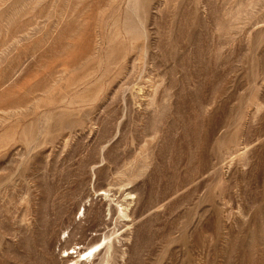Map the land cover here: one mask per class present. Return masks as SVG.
Listing matches in <instances>:
<instances>
[{"label": "rangeland", "instance_id": "374dc122", "mask_svg": "<svg viewBox=\"0 0 264 264\" xmlns=\"http://www.w3.org/2000/svg\"><path fill=\"white\" fill-rule=\"evenodd\" d=\"M67 254L264 264V0H0V264Z\"/></svg>", "mask_w": 264, "mask_h": 264}, {"label": "bare ground", "instance_id": "6f19581e", "mask_svg": "<svg viewBox=\"0 0 264 264\" xmlns=\"http://www.w3.org/2000/svg\"><path fill=\"white\" fill-rule=\"evenodd\" d=\"M63 259H64V261L68 264V263H70V264H72L71 262H70V259H69V254H67L66 256H64L63 257Z\"/></svg>", "mask_w": 264, "mask_h": 264}]
</instances>
